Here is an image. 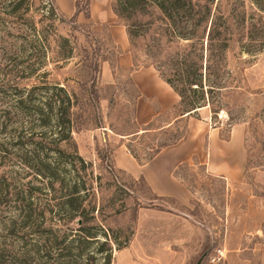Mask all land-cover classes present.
Listing matches in <instances>:
<instances>
[{
    "label": "rangeland",
    "instance_id": "374dc122",
    "mask_svg": "<svg viewBox=\"0 0 264 264\" xmlns=\"http://www.w3.org/2000/svg\"><path fill=\"white\" fill-rule=\"evenodd\" d=\"M242 1L251 12L250 0ZM10 2L0 0V264H104L108 248L109 264H264V172L257 169L243 179L246 126L230 124L228 116L239 117V108L227 106L217 119L203 108L198 119L186 121L185 138L161 154L173 165V180L166 174L167 189L175 192L178 181L186 200L182 204L171 195L157 199L145 184L117 171L125 161L128 137L121 140L113 130L133 131L136 97L127 72L115 66L119 50L107 28H84L57 11L50 17V0H25L23 15L13 17ZM72 2L62 4L68 16ZM130 14L134 63L167 70L164 52L153 47L162 12L145 0ZM78 23L88 24L82 17ZM160 46L166 47L165 39ZM226 61L232 85L245 93L240 101L247 107L242 116H248L262 104L252 92L264 91V48L247 54L234 43ZM96 62L100 110L71 132L83 168L72 149L57 142L55 111L40 113L38 108L54 106L53 85L77 92L75 79L83 78V66H90L94 76ZM20 97L26 102L19 109ZM72 110L81 114L79 104ZM176 114L172 110L149 123L156 128ZM183 127L181 123L180 132ZM152 137L131 144L141 159ZM36 144L43 147L39 160L58 172L54 191L47 175L35 171L31 151ZM54 146L64 147L65 154L58 156ZM69 197L73 208L85 211L92 242L79 231L77 215L70 218L69 206H62Z\"/></svg>",
    "mask_w": 264,
    "mask_h": 264
},
{
    "label": "trees",
    "instance_id": "16d2710c",
    "mask_svg": "<svg viewBox=\"0 0 264 264\" xmlns=\"http://www.w3.org/2000/svg\"><path fill=\"white\" fill-rule=\"evenodd\" d=\"M25 0H11L10 15L17 17L23 15L22 5ZM51 6L48 15L52 17L57 11L62 18L78 24L82 27H92L90 20V0H73L74 12L71 16L66 15L56 3V0H50ZM145 0H113L112 10L118 20H123V26L126 29L130 46L134 32L131 28L132 15L130 10L144 4ZM252 11L247 12L245 3L242 0H151L152 6L162 12L157 20L162 24L158 28V39L153 47L158 53L164 52L169 68L163 69V65H150L155 68L159 76L172 88L177 94L179 100L173 110L177 111L175 120L159 127L152 128V122L140 127L135 120H131L132 132L122 134L113 132L124 138L128 137V143L125 145L128 153L138 164L150 162L162 149L174 145L185 138L187 128L185 127L188 118L198 119V111L202 108H208L212 115L217 119L218 114L227 106L232 109H238L240 116H229V121L235 124L244 123L246 126L244 149L246 154L243 179H249L254 170L264 172V91L252 92L257 98H261L262 104L253 110L248 116L245 115L247 107L241 104L244 94L238 91L236 86L232 85V75L228 69L226 54L230 46L238 44L240 51L247 54H253L264 48V0H250ZM22 12V14H21ZM82 16L89 21L88 24H79L78 17ZM152 25L151 23L148 24ZM97 35V32H93ZM166 41V47L160 46V39ZM105 60H101L103 62ZM133 61L135 62L134 58ZM135 67H139L134 63ZM97 62L93 66L94 76L91 74V67L83 66L84 76L82 79L76 78L77 92L74 89H68L59 85H53L49 89L53 92L54 106L50 103L45 104V109L38 108L40 113L44 111H55L54 124L58 128V143L72 149L73 159L82 163L83 160L77 154L76 145L71 139L73 130H80L85 123V117H93L100 110V101L102 97L96 86V75L99 73ZM127 79L137 97V91L131 83L130 75ZM88 85V86H87ZM34 87L32 90L37 89ZM44 88V86H41ZM81 94V98H78ZM84 99V102L81 103ZM229 99L225 102L224 100ZM26 99L20 97L17 100V107H24ZM80 102V103H79ZM79 104L81 114H78L76 108ZM84 107V110H81ZM72 110V111H71ZM230 110V108H229ZM156 121V119H155ZM183 123V130L180 132L179 125ZM153 135L159 137H152ZM152 137L149 144L144 146V158L131 145L143 138ZM31 151V158L37 162L35 171L38 175L49 178V190L54 191V184L58 181V172L55 168L39 160L38 150L43 149L36 144ZM58 156L65 154L64 147L54 146ZM30 158L25 155L23 163L28 165ZM34 169V166H30ZM117 171L125 173L117 169ZM127 174V173H126ZM128 175V174H127ZM133 182H136L130 175ZM138 182L145 184L150 193L157 199H162L154 195L145 182L143 177L137 179ZM77 189V186H74ZM76 194V192H73ZM174 200V199H172ZM72 197L67 198L65 204L69 206L68 214L70 218L77 215V225L79 231L83 234L86 241L94 239L95 236L88 232L85 226V211L77 210L72 207ZM92 242V241H88ZM109 243L105 242V245ZM109 247V246H108ZM111 248L104 264H109Z\"/></svg>",
    "mask_w": 264,
    "mask_h": 264
},
{
    "label": "crops",
    "instance_id": "0c3cea01",
    "mask_svg": "<svg viewBox=\"0 0 264 264\" xmlns=\"http://www.w3.org/2000/svg\"><path fill=\"white\" fill-rule=\"evenodd\" d=\"M112 1L90 0L89 21L93 23V28L96 31H100L103 26L107 28V34L111 43L119 50L115 59V66L117 69L127 72L130 75L131 83L137 91L135 102L136 121L138 120L142 124H148L153 118L172 111L177 105L179 98L172 88L159 76V73L153 66L135 67L126 29L114 14L111 7ZM64 2L65 0H56V3L60 4V6L58 4L59 8L66 15H69L62 7ZM70 12L72 14L74 12V2H72ZM80 17L82 16H79L78 19ZM173 120L175 119L173 118ZM162 151L144 165H139L126 151L124 153L125 161L120 165L117 164V169L124 171L134 179L143 177L154 195L158 197L171 195L174 197L172 199H177V201L183 204L184 200H186L183 194V186L176 181L177 190L175 192H170L166 187V174L168 173L169 175L173 165L171 164L172 161L161 156ZM177 164H179V161H177ZM169 178L173 180L171 175L168 176Z\"/></svg>",
    "mask_w": 264,
    "mask_h": 264
}]
</instances>
